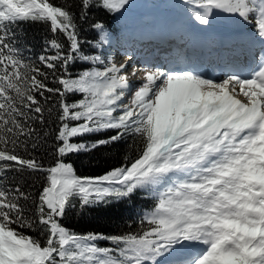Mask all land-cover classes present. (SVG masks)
Instances as JSON below:
<instances>
[{"label":"snow or ice","instance_id":"snow-or-ice-1","mask_svg":"<svg viewBox=\"0 0 264 264\" xmlns=\"http://www.w3.org/2000/svg\"><path fill=\"white\" fill-rule=\"evenodd\" d=\"M128 3L81 0L84 10L113 13ZM196 3L205 25L214 10L245 22L253 17L254 35L264 41V0ZM21 22L46 24L53 37L62 33L67 50L46 40L37 66L24 55L30 49L16 31ZM93 26L103 33V23ZM105 42L101 36L97 46ZM77 61L99 67L73 76L68 69ZM126 64L82 52L69 5L0 0V264H264V61L217 79L191 68H150L137 88ZM50 75L58 87H49ZM45 93L58 97L59 159L49 168L31 155L47 136L42 127L52 109L41 103ZM69 94L81 98L70 102ZM125 137L139 140L136 154L102 175H77L66 162ZM25 170L45 174L35 197L8 179ZM138 191L154 203L137 231L80 234L61 223L74 200L91 208ZM33 227L46 235L43 243L18 230Z\"/></svg>","mask_w":264,"mask_h":264},{"label":"trees","instance_id":"trees-1","mask_svg":"<svg viewBox=\"0 0 264 264\" xmlns=\"http://www.w3.org/2000/svg\"><path fill=\"white\" fill-rule=\"evenodd\" d=\"M53 2L59 5H69L71 11L74 13L76 18V23L78 26L79 36L82 38L83 34L87 32L94 21L104 20L105 13L93 12L90 7L84 10L81 5V0H53ZM85 11L86 14L82 17L81 12ZM49 32V28L39 25V27H33L27 31V39L30 41H37L41 37ZM58 38V37H57ZM48 71L47 69H42ZM71 73V72H70ZM59 75V73H57ZM49 87H58L52 78L49 76L47 81ZM47 100L40 98L41 103L44 104L46 109H52L51 115L46 111L45 117L47 118L46 124L42 127V131L47 133L46 138H44L41 146L35 151L31 152L45 168H49L55 164L59 159L56 153V128L58 127L57 117V99L58 97L51 96L45 93ZM39 98V97H38ZM67 99L71 102V95L69 94ZM40 130L41 126H36ZM113 134V133H109ZM91 137L90 139H94ZM139 146V140L132 137H125L123 141L109 147H102L98 150H94L89 153H75L67 156L66 162L76 165L80 173H84L87 176H98L106 173L114 167H118L125 162V157L131 158L136 153L133 151L134 148ZM22 155H27V153L21 152ZM9 181L11 180L14 184H20L21 188L27 192H30L33 197L40 190L41 185L45 183L44 173H30L27 170L23 172H9ZM23 203V202H22ZM73 204L75 207L68 212V214L62 219L61 223L67 226H71L75 229L76 233H93L101 231L106 234H119L123 231L130 230L135 226L134 222H128L122 211L112 207V203L100 204L91 208H101L94 209V211L87 212L89 208H81L78 200H74ZM29 208L34 210V206L29 203ZM104 208V209H103ZM87 212V213H86ZM84 214V215H83ZM130 223L131 225L129 226ZM129 226V227H128ZM16 227V225H14ZM19 231L25 232L28 235L34 236L40 239L41 242L46 238V235H41V232L36 227L31 229L18 228Z\"/></svg>","mask_w":264,"mask_h":264},{"label":"rangeland","instance_id":"rangeland-1","mask_svg":"<svg viewBox=\"0 0 264 264\" xmlns=\"http://www.w3.org/2000/svg\"><path fill=\"white\" fill-rule=\"evenodd\" d=\"M51 38H52L51 36L44 34V36H43V41H42V42L45 43L46 40H49V39H51ZM132 77H133V76H130L129 79L132 78ZM136 77L139 79V81H141V78H142L143 76H142V73L140 72V70H138L137 75H136L135 77H133V78H136ZM129 82H130V80H129ZM137 85H138V84H137ZM137 87H139V86H135V87H133V88H137Z\"/></svg>","mask_w":264,"mask_h":264},{"label":"bare ground","instance_id":"bare-ground-1","mask_svg":"<svg viewBox=\"0 0 264 264\" xmlns=\"http://www.w3.org/2000/svg\"><path fill=\"white\" fill-rule=\"evenodd\" d=\"M249 19H251V20H254V18L253 17H250ZM243 23H245V21L243 22ZM217 26L216 25H214V26H206L205 28V32H203L204 34H209V33H212V29H214V28H216ZM202 33V32H201ZM125 71H128V70H125ZM240 73H243V72H240ZM128 74H129V77L130 76H132V75H130V72H128ZM132 79H133V77H132Z\"/></svg>","mask_w":264,"mask_h":264}]
</instances>
